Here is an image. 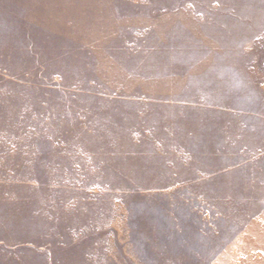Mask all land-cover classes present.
I'll use <instances>...</instances> for the list:
<instances>
[{
    "label": "rangeland",
    "instance_id": "374dc122",
    "mask_svg": "<svg viewBox=\"0 0 264 264\" xmlns=\"http://www.w3.org/2000/svg\"><path fill=\"white\" fill-rule=\"evenodd\" d=\"M251 112L264 0H0V264H264Z\"/></svg>",
    "mask_w": 264,
    "mask_h": 264
},
{
    "label": "crops",
    "instance_id": "0c3cea01",
    "mask_svg": "<svg viewBox=\"0 0 264 264\" xmlns=\"http://www.w3.org/2000/svg\"><path fill=\"white\" fill-rule=\"evenodd\" d=\"M251 115L255 116L257 119H259V118H261V119H259V121H260L259 123H255V124L246 123L245 124V127H246L245 132H246V136H247L246 138H250L249 141H252V143L250 144L251 146H253V147L256 146V148L260 149V148L264 147V115H262V117H261L260 116L261 114H258L257 112H251ZM252 138L254 139L255 142H253ZM236 141L237 140H234L233 144H235ZM217 156H218V154H214V162H216V159L218 158ZM242 161L248 162V161H250V159H243ZM217 175L218 174H216L214 172L208 174L207 176H203L202 173H199V175H197L196 181H198L199 185H202V184H205V183L211 182V181L214 182L215 179L218 177ZM176 176L177 175L174 174V177H176ZM175 187H177V186H175Z\"/></svg>",
    "mask_w": 264,
    "mask_h": 264
}]
</instances>
